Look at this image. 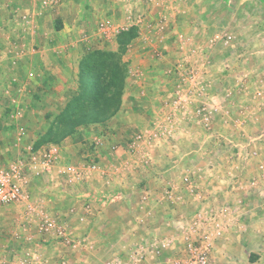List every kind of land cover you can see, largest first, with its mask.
Listing matches in <instances>:
<instances>
[{"label":"crops","instance_id":"obj_1","mask_svg":"<svg viewBox=\"0 0 264 264\" xmlns=\"http://www.w3.org/2000/svg\"><path fill=\"white\" fill-rule=\"evenodd\" d=\"M65 1L0 0V158L8 153L2 144L12 133L15 161L30 150L39 155L51 147L58 150L55 165L42 176L47 184L39 188L49 199L37 198L40 202H33L34 211L28 209L19 227L31 233L36 210L46 207L52 213L58 207V214L69 218L72 236L86 242L81 251L54 240L28 245L37 252V264L63 259L71 264H177L186 255V238L203 236L211 240L213 264H264V1L219 0L214 21L206 19L208 11L196 20L190 7H156L183 20L170 22L179 34L177 49L160 51L164 60L177 63L178 80L172 79L176 86H166L161 75L153 88H138L133 106L126 109L123 104L124 115L138 111L139 125L146 126L134 136L123 129L130 121L115 128L118 115L75 125L79 137L64 142L85 140L101 129H107L106 135L96 137L77 158L67 159L63 155L78 145L65 152L52 142L19 147L25 137L22 122L27 119L28 126L37 128L34 112L57 111L64 119L78 98L68 83L81 73L79 48L76 70L67 63L69 49L82 42L83 33L75 36L77 21L67 25L61 16ZM139 1L149 4L135 0L125 10ZM205 1L201 6L208 9L211 0ZM83 8L81 3L74 17ZM131 15L130 10L128 19ZM182 28L189 32L185 40ZM135 91L130 96L136 97ZM201 106L214 112L210 130L194 115ZM48 118L52 127L53 117ZM250 127L257 132L244 138L230 135V128L244 136ZM72 170L82 177L69 189V175L62 172ZM186 171L196 182V194L182 185ZM221 212L226 215L219 216ZM6 245L0 243L1 255L15 258L16 244Z\"/></svg>","mask_w":264,"mask_h":264},{"label":"rangeland","instance_id":"obj_2","mask_svg":"<svg viewBox=\"0 0 264 264\" xmlns=\"http://www.w3.org/2000/svg\"><path fill=\"white\" fill-rule=\"evenodd\" d=\"M134 1L135 0H67L64 2L65 5H63V7L66 5L68 6L64 7V9L62 7L61 16L66 20L67 25H73L77 21L79 30H76L75 36H79L80 31L83 33L82 42L76 47H72L71 50L69 49L68 58L71 62L67 63V67L70 68L72 72L74 69L76 70L74 61L75 54L79 50L82 52V68L79 69L81 73L76 74L77 77L75 75L73 80L68 83V85H72L73 88L77 90L78 98H76L73 103L75 105H72L71 108L68 109L64 119L57 111H47L44 109L43 112H34L37 128L33 129L30 125L28 126L27 119L26 122H22L25 137L22 138L23 140H21L19 147L27 149L29 146L36 147L35 144L52 142L60 146L63 152H65L64 150H69L70 146L74 149V147L78 145L74 150H71L70 153L63 155L66 159L69 157L77 158L81 152L90 149V144L96 140V137L106 135L107 130L101 129L103 130L102 132H96L95 134L92 132L89 136H86L85 140L81 137V139L75 138L78 139L76 142H64L68 137L74 138L76 136L77 131L75 122H80L84 115L86 116L84 121L88 118L95 120L101 117L106 119L107 117L110 118L118 115V120L116 117L118 125H116L115 128L119 126L122 127L123 122H131L130 126H123V129L126 130L125 134L128 136H134L136 130H141L146 127L145 124L139 125L140 116L138 111L128 110L124 115V113H122L123 104L125 103L126 109L129 108V106L138 99L137 94L140 92L138 88L142 89L144 86L150 87V89L153 88L156 85L155 81L157 82L161 75L167 78L166 86H171V88L176 86L177 83H175V81L178 80V73L175 67L177 63L175 60H164L162 56H160V51L166 49L171 53V51L177 49L179 34L176 29H172L173 27H171L170 22L172 18H176L175 21L177 20L178 22L179 20L181 22L183 21L180 16L176 15V17H173L170 14H165L164 11L160 13L161 10L156 7L164 5L166 6L164 10H167V6L172 3L182 8L190 7V16H194L196 20L202 17L204 14L202 12L208 11L211 13L206 16V19L214 21L213 19L219 17L215 11L216 8L218 9L220 7L221 3L219 0H211L208 9H206V7H202L203 5L201 6L202 2L205 0H146L149 4L139 1L134 5V8L130 9L133 15L128 19L130 17V10H125V6ZM205 2L209 1L206 0ZM61 3V0H56L55 2V4ZM81 3L84 7L82 9V14L78 15L77 13L74 17L72 13L75 12L76 8H78ZM56 16L58 17L59 15ZM227 17L228 16H226V18ZM229 20H227V23ZM224 22H226V20ZM105 26H109L110 30L105 32ZM70 28H74V26H70ZM114 28H118V30L114 31ZM182 29V33L185 35L187 31L184 29L186 28ZM186 35L188 37V34ZM186 35L185 37L183 36L182 39L185 40ZM78 48L79 50H77ZM168 70H173L175 73L171 74ZM166 73L167 75H164ZM173 78H175V81H172ZM59 84L64 83L62 81ZM134 91L136 97L130 96ZM143 92L145 93V91ZM168 94L169 93H166L165 96L161 95V98H167ZM149 96L152 100L156 98V96L151 94ZM5 113L9 116V114L12 113V109H8ZM111 114L113 115L111 116ZM130 115L132 118L129 119ZM48 117H53L54 123L52 127H49L46 121V118L49 119ZM38 128L39 130H37ZM202 128L206 129L205 127ZM261 129L263 130V128H260V130ZM229 130L230 135L232 134L233 137L239 136L240 138H244L246 134L249 136L257 132L256 129L250 127L247 133L244 132L243 136L241 131H237V129L230 128ZM79 135L78 130L77 137H79ZM15 136L16 135L12 133L11 137H6L8 142L2 144L9 150H6L8 153H6L3 158H0V166H7L15 161L17 152L11 148ZM80 142L83 144L79 145L78 143ZM83 145L86 146L82 147ZM225 145L232 148V143L229 144L227 142ZM227 150L233 153L232 150ZM19 157L25 160L26 154L20 155ZM65 158L62 159L64 160ZM183 177L181 181H183ZM46 184L47 181L42 177L34 179L32 186V200L34 203L40 202L38 199L42 200V197L49 199L47 195L39 194L41 192L39 188H43ZM66 187L70 189L73 185L70 186L68 183ZM49 209L51 210V208ZM54 209L57 213L60 211L58 207ZM39 211V209L36 210V217L32 219H35V223L33 222L31 224V234L37 236ZM27 212L28 208L23 204L8 207L0 205V243L1 245L5 242L6 244H10L6 245L9 246L8 248L13 246L12 244H16L13 246L14 254L12 255V257L15 258H7L10 262L20 257L23 251L22 244L24 243L20 242V248L16 235L22 230L19 224H21L23 216L27 219ZM40 239L39 237L36 238L37 242L38 240L40 241Z\"/></svg>","mask_w":264,"mask_h":264},{"label":"built area","instance_id":"obj_3","mask_svg":"<svg viewBox=\"0 0 264 264\" xmlns=\"http://www.w3.org/2000/svg\"><path fill=\"white\" fill-rule=\"evenodd\" d=\"M46 3V1H45ZM27 20L26 17H24ZM110 30L109 26H105L104 31ZM191 80L193 77L191 76ZM194 86V85H193ZM198 94H202L199 89ZM196 118L200 124L207 130L211 129L214 112L207 109L206 106H201L195 111ZM58 150L56 147H51L44 154L39 155L30 150L26 154V158L20 157L17 161L12 162L7 166H0V205L12 206L17 204L26 205L34 211L33 203V181L36 178H41L46 171L55 165L57 160ZM95 168V166H92ZM63 174H68V183L71 185L82 177L79 170L64 171ZM183 184L187 187L190 194H196V184L194 183L190 171H186L183 177ZM71 212V211H70ZM226 212H221L219 216H225ZM39 224L37 235L31 233L24 234L22 232L16 235V238L28 245L35 244L39 246L47 243L48 240L58 241L64 246L73 251H81L86 246L85 239H75L71 233L69 218L66 215H58V213L49 212L48 209L42 208L38 212ZM199 233V232H198ZM41 238L40 241L36 238ZM41 242V243H39ZM211 240L208 236L199 237L194 241L192 238H186L185 242V257L184 260L178 261L177 264H213L211 260ZM37 252L32 247L25 248L20 257L15 261H8L4 255L0 254V264H37ZM39 264V263H38ZM59 264H71L67 259H63ZM108 264H124L123 262H109Z\"/></svg>","mask_w":264,"mask_h":264},{"label":"trees","instance_id":"obj_4","mask_svg":"<svg viewBox=\"0 0 264 264\" xmlns=\"http://www.w3.org/2000/svg\"><path fill=\"white\" fill-rule=\"evenodd\" d=\"M93 90H94V89H93ZM112 115H113V114H111V116H112ZM85 117H86V116L84 115V116L81 118L82 120H81L80 122H78V123L75 122V124H76V125L81 124V123H85V124H86V123H91V121L94 122V121H96V120H102V119H103V118H101V117H98V118L95 119V120L92 119V118H88V119H86V120L84 121ZM107 118H108V117H107ZM107 118H106V119H107ZM106 119H103V120H106Z\"/></svg>","mask_w":264,"mask_h":264}]
</instances>
